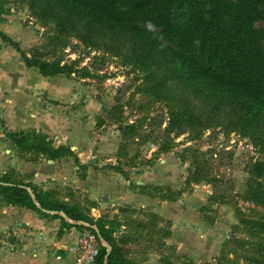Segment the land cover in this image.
I'll return each mask as SVG.
<instances>
[{
	"label": "rangeland",
	"instance_id": "1",
	"mask_svg": "<svg viewBox=\"0 0 264 264\" xmlns=\"http://www.w3.org/2000/svg\"><path fill=\"white\" fill-rule=\"evenodd\" d=\"M40 10L33 0H0V33L28 54L64 23L68 48L62 55L76 72L45 78L61 81L59 103L89 130L85 143L94 144L95 154L111 156L125 177L144 172L161 177L159 172H165L169 181L139 190L155 201L145 208H111L102 193L89 201L71 182L45 180L37 192L51 207L70 206L94 226H104L124 264H255L247 259L256 257L251 243L264 234L259 225L264 221V117L253 119L245 104L142 63L146 48L131 33H115L94 21L83 24L61 9L54 14ZM21 65L27 74L36 71ZM116 106L121 124L111 118ZM125 126L131 129L122 133ZM194 152L207 153L202 165L217 181L190 183L185 189ZM95 168L114 172L105 165ZM162 202L171 219L157 216ZM125 237L131 238L129 244L119 242ZM4 240L0 236V246Z\"/></svg>",
	"mask_w": 264,
	"mask_h": 264
},
{
	"label": "trees",
	"instance_id": "2",
	"mask_svg": "<svg viewBox=\"0 0 264 264\" xmlns=\"http://www.w3.org/2000/svg\"><path fill=\"white\" fill-rule=\"evenodd\" d=\"M33 1L39 4L42 14L51 11L54 14L61 9L68 16L76 15L83 24L94 21L115 33H131L137 37V43L141 42L146 48L142 63L161 66L167 74L170 71L169 76L175 75L188 84H202L212 94L220 93L245 104L253 119L264 117V0ZM148 22L155 26L154 30L147 28ZM65 33L64 23H60L56 33L48 36L43 45L32 46L28 54L20 49L16 41L4 34L0 35L5 45L20 55L26 67L36 69L43 77H53L76 72L73 64L68 65L63 59L62 54L68 48ZM110 112L113 121L121 124V109L116 106ZM0 128L12 142L17 156L27 162H37L40 158L54 161L68 157L75 164L79 163L73 150L64 145L54 147L47 135L41 132L7 131L1 118ZM130 129L131 126H125L122 133ZM122 147L123 145L119 147L120 152ZM168 148H162L161 152H167ZM206 154L194 152L191 162L194 169L186 179L185 189L190 183H216V178H209L202 165L201 158ZM178 158L185 160L181 156ZM111 168L125 176L118 165ZM86 170L85 165L78 167V176L82 180L85 179ZM11 174L14 173L7 172L0 176V206L29 207L39 212L53 211L57 216L63 215L62 226H75L79 230L84 228L79 223L94 226L70 206L51 207L40 192L22 178L15 180ZM168 199L172 200L171 197L162 198ZM246 223L247 221L244 222ZM259 225L264 230L263 220ZM95 228L97 238L106 245L99 246L95 264H124L120 260V251L114 238L104 226L98 225ZM119 242L129 244L131 238L125 237ZM251 244L252 255L256 257L247 260L264 264V234ZM162 263L177 264L168 261Z\"/></svg>",
	"mask_w": 264,
	"mask_h": 264
},
{
	"label": "crops",
	"instance_id": "3",
	"mask_svg": "<svg viewBox=\"0 0 264 264\" xmlns=\"http://www.w3.org/2000/svg\"><path fill=\"white\" fill-rule=\"evenodd\" d=\"M4 31L11 33L7 28ZM8 48L11 47L5 45L0 48V118L4 121V127L11 132H41L47 135L54 147L64 145L73 150L79 163L75 164L68 157L51 162L44 158L27 162L17 156L12 142L0 128V176L13 172L22 176L24 182L34 189L45 180L71 182L73 189L87 194L89 201L96 200L102 193V196L109 198L111 208L116 205L139 208L155 206V201L139 190L147 185H155L159 180L168 182L165 172H159L161 177L150 172L132 173L128 177L116 173L111 168L115 166V162L110 161L111 156H99L94 152V144L85 143L89 130L79 125L77 114H72L68 107L65 109L60 104L62 102L59 103L63 95L61 81L37 78L36 69L25 73L20 55L13 48V51ZM11 71L17 73L16 78L12 77L14 73L11 76ZM65 104L67 106V102ZM104 129L102 127L101 132ZM81 165L87 167L83 180L76 177ZM100 165L114 172L95 168ZM165 204L157 216L171 219L169 214H172H168ZM59 216L53 211L39 212L29 207H0V236L5 238L0 246V264H75L71 247L80 230L75 226H62L61 214Z\"/></svg>",
	"mask_w": 264,
	"mask_h": 264
},
{
	"label": "built area",
	"instance_id": "4",
	"mask_svg": "<svg viewBox=\"0 0 264 264\" xmlns=\"http://www.w3.org/2000/svg\"><path fill=\"white\" fill-rule=\"evenodd\" d=\"M101 244L93 228L81 229L71 247L75 255V264H95Z\"/></svg>",
	"mask_w": 264,
	"mask_h": 264
},
{
	"label": "water",
	"instance_id": "5",
	"mask_svg": "<svg viewBox=\"0 0 264 264\" xmlns=\"http://www.w3.org/2000/svg\"><path fill=\"white\" fill-rule=\"evenodd\" d=\"M49 162H51V160H49ZM27 190L30 191L28 188H27ZM61 216H63V215L61 214ZM79 225H82L83 227L93 228L95 230V232L97 233L95 226H90L89 224H86V223H79ZM102 245L106 246L104 243H102Z\"/></svg>",
	"mask_w": 264,
	"mask_h": 264
},
{
	"label": "clouds",
	"instance_id": "6",
	"mask_svg": "<svg viewBox=\"0 0 264 264\" xmlns=\"http://www.w3.org/2000/svg\"><path fill=\"white\" fill-rule=\"evenodd\" d=\"M146 26L149 30H154L155 27L151 22H148Z\"/></svg>",
	"mask_w": 264,
	"mask_h": 264
}]
</instances>
